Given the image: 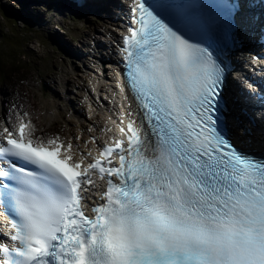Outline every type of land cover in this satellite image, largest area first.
Returning <instances> with one entry per match:
<instances>
[{"label":"snow or ice","instance_id":"1","mask_svg":"<svg viewBox=\"0 0 264 264\" xmlns=\"http://www.w3.org/2000/svg\"><path fill=\"white\" fill-rule=\"evenodd\" d=\"M133 11L119 138L77 160L23 117L0 131V264H264V118L228 87L245 40L264 48V0Z\"/></svg>","mask_w":264,"mask_h":264},{"label":"rangeland","instance_id":"2","mask_svg":"<svg viewBox=\"0 0 264 264\" xmlns=\"http://www.w3.org/2000/svg\"><path fill=\"white\" fill-rule=\"evenodd\" d=\"M16 2L17 0H0V53L7 54L8 52H11L9 56L11 60L9 70L4 73L5 68L0 67V71H2V73H0V91L1 89H4L9 94L5 98L0 93V103L1 100L6 101L17 96V93L15 92L16 89H24V87L19 86L21 77L23 76H46L55 69L56 79L60 82H63L66 78H70L71 76H75L76 81L81 82L79 77L82 71V63L77 60L72 61L71 58L60 50L47 36V33L43 28H41L40 31H37L35 30L36 27H33L28 23L24 24L22 21L16 22L17 25L14 26L13 22L9 21L12 17H8L5 14L15 11L27 15L35 14V9L38 12L43 11V6H41L40 3H37L34 4V9L30 8L28 11L27 9L22 10L24 7L26 8L24 2H19V5H16ZM109 22V20H105L104 23V20L99 16L83 14L76 16L75 19L70 17L65 18L63 25L69 27L68 33L80 37L81 40L85 42L84 36L89 34V32L92 37L95 36L96 38H100V33L104 28L103 25H100L99 23L106 25L110 24ZM84 26L89 28L86 30ZM12 31L15 33H12ZM64 37L66 38L67 36ZM63 58L67 60L68 67L63 66ZM15 70L18 72L14 74L13 71ZM63 84V89H75L71 83ZM43 97L46 101H52L55 99V110H59L62 113L63 108L68 105L66 101H60L56 92L54 96L52 92L47 91L44 93ZM28 98L31 106L37 112L36 117L40 116V122L43 125H49V123L53 121V118L48 117L46 113L42 115V112H45V110L50 111V108H47L46 103L44 104L37 95L30 94ZM56 120L57 122L50 125L48 130L61 131L63 128H65V130H70L69 124L74 122L73 120H68L64 114H60Z\"/></svg>","mask_w":264,"mask_h":264},{"label":"bare ground","instance_id":"3","mask_svg":"<svg viewBox=\"0 0 264 264\" xmlns=\"http://www.w3.org/2000/svg\"><path fill=\"white\" fill-rule=\"evenodd\" d=\"M22 1H27L28 3H30V8H33V9H34V4L37 3V1L44 2V0H22ZM47 1H50V0H47ZM93 6H97L101 8L103 15L110 17L112 19L121 21L122 23L128 25L129 28H131L130 25L132 23V20L134 19V13L130 12L129 10L130 4L126 0H93ZM20 15L22 17L28 18L31 21L35 22L36 25H41V24L47 25V24L53 23L56 20L64 19L66 16H72V17L77 16L73 14L72 12H70L69 10L67 11L55 10L50 16H44L42 13H38L36 11H35V14L27 15V14L20 13ZM50 33L55 38V40L58 41V44L62 46V48H64L65 51L68 54H70L72 57H81L84 60L88 59L89 52L91 51V48L89 46L87 45L79 46V45H74L70 43L68 40L65 39L64 35L62 34L60 30L58 34L53 33V32H50ZM252 42L257 45V48H258L257 53L261 52L263 48L259 47V44L255 42L254 40ZM108 46H109L108 41L106 40L105 36L101 34L96 48L98 50L104 51L105 49L108 48ZM258 54L259 56L264 57L262 53H258ZM88 63L90 64L91 68L95 70L92 67L91 62L88 61ZM255 68L264 72V67L261 68L257 64H250L249 66L240 69L239 75L242 81L244 82V84H245V78L246 80H248V83L250 82L248 77H246V73H244L245 70H249L252 74H255L254 73ZM98 72L101 75H105V72L102 69H99ZM251 91L252 90H250V92ZM253 94L255 93L252 92L251 95L253 96ZM2 95L6 98V95L4 92H2ZM237 97L239 98L240 104L242 106V104L245 103L243 99V95L238 94ZM254 97H258V96L255 94ZM69 98H70V105L74 108L76 112L80 113L81 112L80 109L77 108V101L74 99L72 95H70Z\"/></svg>","mask_w":264,"mask_h":264}]
</instances>
